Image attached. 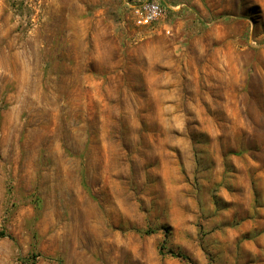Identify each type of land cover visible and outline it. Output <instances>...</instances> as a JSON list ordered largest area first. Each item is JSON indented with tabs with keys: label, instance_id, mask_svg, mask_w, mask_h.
<instances>
[{
	"label": "rangeland",
	"instance_id": "374dc122",
	"mask_svg": "<svg viewBox=\"0 0 264 264\" xmlns=\"http://www.w3.org/2000/svg\"><path fill=\"white\" fill-rule=\"evenodd\" d=\"M162 2L0 0V264H264V0Z\"/></svg>",
	"mask_w": 264,
	"mask_h": 264
},
{
	"label": "built area",
	"instance_id": "2783aa9c",
	"mask_svg": "<svg viewBox=\"0 0 264 264\" xmlns=\"http://www.w3.org/2000/svg\"><path fill=\"white\" fill-rule=\"evenodd\" d=\"M122 7L134 25L144 27L162 20L167 13L178 8L168 6L162 0H122Z\"/></svg>",
	"mask_w": 264,
	"mask_h": 264
},
{
	"label": "trees",
	"instance_id": "16d2710c",
	"mask_svg": "<svg viewBox=\"0 0 264 264\" xmlns=\"http://www.w3.org/2000/svg\"><path fill=\"white\" fill-rule=\"evenodd\" d=\"M0 236H7V235L5 234L4 231H0ZM162 248H163V246H160V248H159L160 251L162 250ZM168 253L171 256H173V257H178L180 259H183V260L188 261L189 263H191L190 258L186 254H184L182 252H172V251H168Z\"/></svg>",
	"mask_w": 264,
	"mask_h": 264
},
{
	"label": "crops",
	"instance_id": "0c3cea01",
	"mask_svg": "<svg viewBox=\"0 0 264 264\" xmlns=\"http://www.w3.org/2000/svg\"><path fill=\"white\" fill-rule=\"evenodd\" d=\"M263 223H264V219H263Z\"/></svg>",
	"mask_w": 264,
	"mask_h": 264
}]
</instances>
